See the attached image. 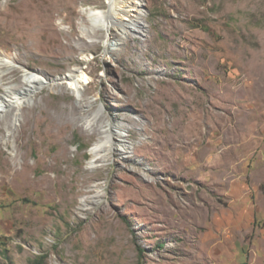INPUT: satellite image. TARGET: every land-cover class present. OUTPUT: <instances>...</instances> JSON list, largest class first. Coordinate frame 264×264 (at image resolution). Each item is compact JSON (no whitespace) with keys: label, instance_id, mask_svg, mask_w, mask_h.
Returning a JSON list of instances; mask_svg holds the SVG:
<instances>
[{"label":"rangeland","instance_id":"rangeland-1","mask_svg":"<svg viewBox=\"0 0 264 264\" xmlns=\"http://www.w3.org/2000/svg\"><path fill=\"white\" fill-rule=\"evenodd\" d=\"M0 60V264H264V0H0Z\"/></svg>","mask_w":264,"mask_h":264},{"label":"bare ground","instance_id":"bare-ground-1","mask_svg":"<svg viewBox=\"0 0 264 264\" xmlns=\"http://www.w3.org/2000/svg\"><path fill=\"white\" fill-rule=\"evenodd\" d=\"M141 21L142 20L138 17L129 26L123 27L122 32L124 34H126L127 32H130L135 36H140L143 32V25H142ZM3 57L8 58L7 56H3ZM13 59H16L15 56ZM16 60H18V59H16ZM5 69L10 70V73H13L15 71L14 68L11 69L9 67V64L5 60H0V71L1 70L3 71ZM35 74H39L38 70H35ZM35 74L31 73V76L33 77V79L31 78V79H28L26 81L19 80V86L18 87L17 86L11 87L10 91H8V93H7L9 95H5L4 97L0 96V103L2 104L1 107H2V109L5 110L2 113H4V115L8 119V122L11 126L14 125L16 122L17 110L20 109L22 105H24L25 101L29 100L28 98H30L32 95L34 96V93H36V91L38 90L35 86V85H37L36 78H34L36 76ZM5 76H6V74L0 75V82L8 79ZM64 78L66 80L73 81V78H74L73 71L71 70L70 74L68 76H65ZM45 79L50 81V79L47 77ZM102 148H103V146L101 144L96 146L95 148H93L92 154H93L95 159L100 160L102 158H105L106 156H105V154H103V152L109 151L111 149L110 146H106L104 149H102ZM62 153H64V152H62ZM59 160H62V156L59 157Z\"/></svg>","mask_w":264,"mask_h":264},{"label":"trees","instance_id":"trees-1","mask_svg":"<svg viewBox=\"0 0 264 264\" xmlns=\"http://www.w3.org/2000/svg\"><path fill=\"white\" fill-rule=\"evenodd\" d=\"M139 252H141V251H139Z\"/></svg>","mask_w":264,"mask_h":264}]
</instances>
